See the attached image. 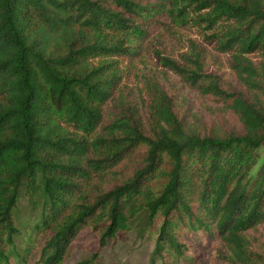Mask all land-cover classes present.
Instances as JSON below:
<instances>
[{
    "label": "trees",
    "instance_id": "obj_1",
    "mask_svg": "<svg viewBox=\"0 0 264 264\" xmlns=\"http://www.w3.org/2000/svg\"><path fill=\"white\" fill-rule=\"evenodd\" d=\"M170 27L195 29L234 76L208 72L196 40L181 59L159 54L217 106L210 131L180 116L158 74L138 95L122 85ZM263 148L264 0H0V264L27 260L22 201L37 216L29 240L45 239L42 264H68L92 228L99 250L71 263L91 264L158 214L151 264L183 255L182 232L197 229L222 243L221 264H260L247 233L264 224Z\"/></svg>",
    "mask_w": 264,
    "mask_h": 264
},
{
    "label": "rangeland",
    "instance_id": "obj_2",
    "mask_svg": "<svg viewBox=\"0 0 264 264\" xmlns=\"http://www.w3.org/2000/svg\"><path fill=\"white\" fill-rule=\"evenodd\" d=\"M196 40L205 45L206 70L222 74L235 84L234 76L227 67L226 58L217 53L211 46L205 44L201 37L191 27H170L158 31L146 42V49L128 70L122 85L127 94L138 95L144 86L146 78L158 74L159 80L165 86L173 100L180 116H184L189 122L200 127V130L210 131L220 118L216 105L210 107L208 102L202 103L198 91L189 87L180 80L171 70L161 65L159 54L175 59H181V55L189 50L190 41ZM167 72L166 75L163 72ZM163 73V74H162ZM210 109H209V108ZM217 114V115H216ZM264 152V148L262 149ZM37 218L36 213L26 201L20 203L18 224L24 228L22 236L18 239L19 245L25 252L29 249L26 261L13 258L10 264H42L39 260L41 248L45 243L44 236L39 232H33V241L29 240L31 226ZM162 223V216L158 214L154 222L147 224L142 221L139 226L131 230L120 231L116 237L107 241L99 257L91 264H151V257L156 244L158 228ZM251 250L262 255L264 260V224L248 231ZM182 242L187 248L183 255L170 258L171 264H221L218 250L222 247L220 241H212L210 236L201 229L184 230ZM99 250V234L92 228H86L74 239L66 254L65 263L71 264L82 260L91 259L92 255ZM27 252V251H26ZM261 260L260 264H264ZM157 264H161L158 261Z\"/></svg>",
    "mask_w": 264,
    "mask_h": 264
}]
</instances>
